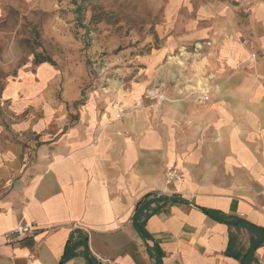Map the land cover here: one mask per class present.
<instances>
[{"label":"crops","instance_id":"crops-1","mask_svg":"<svg viewBox=\"0 0 264 264\" xmlns=\"http://www.w3.org/2000/svg\"><path fill=\"white\" fill-rule=\"evenodd\" d=\"M245 3L199 7L104 111L77 116L43 66L4 83L0 264H87L79 233L96 264H264V0Z\"/></svg>","mask_w":264,"mask_h":264},{"label":"rangeland","instance_id":"rangeland-1","mask_svg":"<svg viewBox=\"0 0 264 264\" xmlns=\"http://www.w3.org/2000/svg\"><path fill=\"white\" fill-rule=\"evenodd\" d=\"M216 5L229 6L231 12L236 7L244 14L247 3L0 0V90L18 73L35 76L43 66L48 69L45 82L52 81L56 87L55 98L70 102L77 116L83 111L93 113V109L104 111L141 82L148 61L160 57L167 42L188 32L193 12ZM20 40L29 42L24 44L28 49ZM34 53L49 56L52 65H34Z\"/></svg>","mask_w":264,"mask_h":264},{"label":"trees","instance_id":"trees-1","mask_svg":"<svg viewBox=\"0 0 264 264\" xmlns=\"http://www.w3.org/2000/svg\"><path fill=\"white\" fill-rule=\"evenodd\" d=\"M21 42V45L24 47V48H27V45H24V44H29V42L27 40L25 41H22L20 40ZM33 61H34V65H41V64H47V65H52V61L51 59L49 58V56L47 55H43V54H37V53H34L33 54ZM172 199H168V198H160L159 199V202H162L161 205H165L168 201H171ZM157 210V208H154L153 210H151V212L149 213H145L143 214L142 213V210L138 211V206L136 207V211H135V215L133 216V225L135 227V230L137 231L139 237L141 239H146L147 238V235L145 234L144 232V223H145V220L151 216L155 211ZM263 242V241H262ZM86 243H87V236L86 235H82L79 233V240L73 245H70L67 244L66 248H65V255L66 253H68V251L73 247H78L80 245H83L84 248H85V259L87 260V264H96L94 262V260L92 259V257L89 255V252L87 251V247H86ZM261 244V241L257 242V243H253V249L254 248H257L259 245ZM155 264H160L159 261L157 260L158 258V254H157V257L155 256ZM242 264H246V261L243 260Z\"/></svg>","mask_w":264,"mask_h":264},{"label":"built area","instance_id":"built-area-1","mask_svg":"<svg viewBox=\"0 0 264 264\" xmlns=\"http://www.w3.org/2000/svg\"><path fill=\"white\" fill-rule=\"evenodd\" d=\"M208 100V97L205 95L198 99V103H205ZM172 176V173H170ZM35 232V228L32 226L24 225L17 227L13 231H10L9 233L4 235L5 242L7 244L17 242L18 239L23 238L26 235L32 236Z\"/></svg>","mask_w":264,"mask_h":264}]
</instances>
